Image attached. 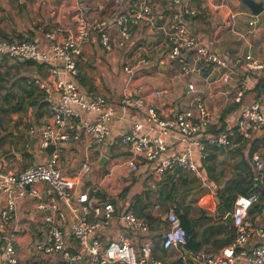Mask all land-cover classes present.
Segmentation results:
<instances>
[{"label": "crops", "instance_id": "obj_1", "mask_svg": "<svg viewBox=\"0 0 264 264\" xmlns=\"http://www.w3.org/2000/svg\"><path fill=\"white\" fill-rule=\"evenodd\" d=\"M255 1L264 3V0ZM141 2H147L151 7L152 19L138 20L123 47L105 51L97 40V33L92 31L91 39L81 46L76 59L79 87L88 94L104 96L115 112L110 123L111 135L102 146L103 154L97 156L100 145L82 134L78 140L61 144L58 164L64 173L75 174L86 157L90 158L92 169L78 180L75 194L87 192L97 205L112 203L114 211L110 225L93 232L90 238L98 235L105 245L120 231L126 230L136 253L149 241L155 258L166 264H177L181 255H187L190 250L162 247L166 228L163 214L173 209L179 217L185 216L198 250L217 253L230 244L235 229L233 224H225L221 206L225 214L230 212L233 201L226 199L229 195H240L237 189L244 185L252 183L253 188H259V194L264 191V127L247 138L233 135L228 147L207 149L197 160L198 173L177 169L160 176L154 174V164L148 161H138L137 168L132 170L126 163L128 150L112 143L113 139L130 132L134 123L143 125L140 134L158 133L157 126L150 125L145 107L123 106L121 101L136 90L145 94L164 89L161 97H148V103L161 118H168L191 108L196 95L215 115L216 122L226 106L232 105L233 110L225 117L229 128H234L241 110L254 100L260 101L264 113L263 100L256 98L251 90L254 81L250 82L240 102L233 101L242 72L237 60L249 53L264 61V10L256 15L241 0H191L196 12L185 19L186 26L234 68L233 79L224 84L216 81L219 72L216 68L203 66L197 72L184 75L180 61L167 57L166 31L178 8L172 0H0V39L41 41L45 32L55 31L56 39L62 40L75 31L78 18L87 23L106 21L116 38L115 15L131 6L138 7ZM192 56L188 51L184 59L191 60ZM46 75L45 65L0 55V111L8 110L0 117L2 172H19L47 159L48 153L38 151L35 142L29 149L33 135L28 133L29 126L39 128L50 120L43 93L30 82L31 77L44 79ZM189 82L194 84L195 94L187 89ZM164 137L167 153L184 144L177 132ZM110 138L113 139L110 141ZM255 153L263 161L261 171L252 161ZM102 156L108 161L96 168ZM38 189L50 193L43 183L38 184ZM33 205L34 200L30 198L20 200L17 205L20 263H66L59 255L35 251L34 242L43 231V214L34 210ZM129 209L143 219L147 231L125 229L120 216ZM84 217L87 220L93 218L91 214H84ZM256 224L264 225V215L258 217ZM63 228L68 249L73 253L77 248L71 222L68 220Z\"/></svg>", "mask_w": 264, "mask_h": 264}, {"label": "built area", "instance_id": "obj_2", "mask_svg": "<svg viewBox=\"0 0 264 264\" xmlns=\"http://www.w3.org/2000/svg\"><path fill=\"white\" fill-rule=\"evenodd\" d=\"M172 1L178 8L173 12L166 31L167 57L180 61V70L184 75L209 66L218 69L216 81L219 84L229 83L234 77L232 64L213 52L185 24V19L196 12L191 0ZM140 19H152L151 7L147 2H141L138 7L131 6L115 15L114 23L118 29L116 38L111 34L106 21L87 23L78 18L75 31L62 40L56 39L55 31L45 32L41 41L0 39V55L46 66L45 78L31 77L30 82L43 93L50 120L39 128L29 126L28 133L36 137L35 144L41 153L46 152L48 146H54L45 162L15 173L0 171V264H23L17 253L20 236L17 205L24 198L33 199V209L43 214V231L34 242V249L40 254L59 255L66 261L64 264H166L153 256L149 241L143 243L139 253H136L126 230L120 231L105 245L98 235L90 238L93 232L110 225L114 211L112 203L97 205L87 192L75 194L78 180L92 169L90 158L86 157L75 174L64 173L58 164L61 144L78 140L82 134L88 136L92 143L100 145L96 150L97 156L103 154L102 146L108 142L111 135L110 123L115 116L104 96L88 94L77 83L76 59L81 46L91 39L90 32L95 31L97 40L105 51L123 47L131 35L132 27ZM188 51L193 56L186 61L184 54ZM237 61L241 63L242 72L233 99L235 103L240 102L249 89L250 82L256 83L257 77L264 70V61L249 53ZM124 69L130 72L128 67ZM187 89L194 94L197 92L191 82L187 84ZM164 93V89H154L145 94L136 90L132 95H125L121 101L123 106L145 107L150 125L157 126V134H140L143 125L134 123L130 132L119 139L110 138V141L113 139L112 143L128 150L126 163L132 170L137 168L138 161H148L154 164V174L160 176L175 169L198 173L197 160L205 155L206 145L230 146L234 129L227 127L218 134L210 133L209 126L215 124L217 119L196 95L191 108L180 110L172 117L161 118L148 103V97L159 98ZM234 127L244 138L263 128L264 113L260 101L254 100L244 107ZM172 132H177L184 144L167 153L164 136ZM252 161L257 170L261 171L263 161L260 156L253 154ZM41 183L46 185L49 194H46L47 190L45 192L38 189V184ZM256 203H261V209L257 213L260 217L264 215V199L261 200L259 193L237 195L230 211L235 229L232 242L217 253L189 251L187 255H181L180 264H264V225L257 226L256 221H252L248 214ZM84 214H91L92 220L85 219ZM163 218L166 228L161 241L162 247H185L188 237L178 214L173 209H168ZM68 220L71 222L77 248L73 253L68 249L63 228ZM120 221L127 230H148L143 219L131 209L121 214ZM245 243L248 244L247 248L244 247Z\"/></svg>", "mask_w": 264, "mask_h": 264}, {"label": "trees", "instance_id": "obj_3", "mask_svg": "<svg viewBox=\"0 0 264 264\" xmlns=\"http://www.w3.org/2000/svg\"><path fill=\"white\" fill-rule=\"evenodd\" d=\"M76 79H77V76H76ZM251 90L255 92L256 98H261L263 100V103H264V75L260 74L257 77L256 83ZM7 98H8V95L5 96L6 100H7ZM232 110H233L232 105L226 106V108L219 115L218 122L209 126V132L212 134H218V133L226 130L227 127H226L225 117ZM1 112L5 114L8 112V110L7 109L6 110L1 109ZM233 129H234V135L236 134V135H240L241 137H243L239 133V131L237 130L236 127H234ZM230 139H231V137H230ZM206 147H207L206 150L212 149V148H220V147H213L210 145H206ZM204 153H205V151H204ZM175 170H177V169H175ZM237 190H238L239 194H249L251 192H257L258 193L259 188H253V185L251 183L249 185H244ZM235 196L236 195H229V197L226 200L234 201ZM259 196H260L261 200H263L264 199V191H261V194H259ZM260 209H261V203H256V204L252 205V207L250 208L249 213H248L252 221L255 222L258 220L257 213L259 212ZM180 218H181L180 219L181 224H182L183 228L185 229L187 237H188V241H187V244L185 246L186 249L190 250V251H197L198 250V247L196 246L197 244L194 243L193 239L190 236L191 232H190V229L187 225L185 216H181ZM0 246H1V242H0ZM180 263H181V260L177 264H180Z\"/></svg>", "mask_w": 264, "mask_h": 264}, {"label": "water", "instance_id": "obj_4", "mask_svg": "<svg viewBox=\"0 0 264 264\" xmlns=\"http://www.w3.org/2000/svg\"><path fill=\"white\" fill-rule=\"evenodd\" d=\"M246 6H248L250 8V10L252 11V13L254 14H259L264 10V3L263 1H259L256 2L255 0H241ZM36 141V137L32 136L30 139V145H29V149H32L33 147V143ZM54 146L50 145L46 148V152L47 153H51V151L53 150ZM108 161V158L106 156H102L96 166V168H99L100 166H103L104 164H106ZM222 209V213L224 215V220H225V224H227L228 226H232V218H231V213L228 212L225 214V211L223 209V207L221 206ZM245 248L248 247V244L245 243L244 245Z\"/></svg>", "mask_w": 264, "mask_h": 264}, {"label": "rangeland", "instance_id": "obj_5", "mask_svg": "<svg viewBox=\"0 0 264 264\" xmlns=\"http://www.w3.org/2000/svg\"><path fill=\"white\" fill-rule=\"evenodd\" d=\"M0 117H3V116H2V112H1V111H0ZM7 121H9V120H7ZM7 121H6V126H7Z\"/></svg>", "mask_w": 264, "mask_h": 264}]
</instances>
